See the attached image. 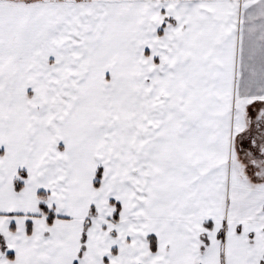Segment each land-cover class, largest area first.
Masks as SVG:
<instances>
[{"label": "snow or ice", "instance_id": "6c2138e0", "mask_svg": "<svg viewBox=\"0 0 264 264\" xmlns=\"http://www.w3.org/2000/svg\"><path fill=\"white\" fill-rule=\"evenodd\" d=\"M0 264H264V0H0Z\"/></svg>", "mask_w": 264, "mask_h": 264}]
</instances>
